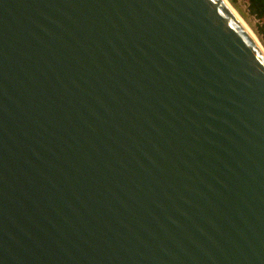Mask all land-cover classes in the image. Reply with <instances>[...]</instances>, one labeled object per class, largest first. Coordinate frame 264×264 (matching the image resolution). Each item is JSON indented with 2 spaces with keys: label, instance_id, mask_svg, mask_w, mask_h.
<instances>
[{
  "label": "water",
  "instance_id": "obj_1",
  "mask_svg": "<svg viewBox=\"0 0 264 264\" xmlns=\"http://www.w3.org/2000/svg\"><path fill=\"white\" fill-rule=\"evenodd\" d=\"M0 264H264V52L222 0H0Z\"/></svg>",
  "mask_w": 264,
  "mask_h": 264
},
{
  "label": "trees",
  "instance_id": "obj_2",
  "mask_svg": "<svg viewBox=\"0 0 264 264\" xmlns=\"http://www.w3.org/2000/svg\"><path fill=\"white\" fill-rule=\"evenodd\" d=\"M238 0H229V2L237 6ZM245 12L240 10V13L250 21V18L254 19V22H250L254 32L260 38L264 45V0H245Z\"/></svg>",
  "mask_w": 264,
  "mask_h": 264
},
{
  "label": "bare ground",
  "instance_id": "obj_3",
  "mask_svg": "<svg viewBox=\"0 0 264 264\" xmlns=\"http://www.w3.org/2000/svg\"><path fill=\"white\" fill-rule=\"evenodd\" d=\"M225 5L229 8V10L235 15V17L241 22V24L247 29V31L253 36V38L256 40L257 44L259 45L262 52H264V49L256 37V35L253 33V31L250 29L248 24L242 19V17L238 14V11L235 10V7L232 6V4L229 2V0H222Z\"/></svg>",
  "mask_w": 264,
  "mask_h": 264
},
{
  "label": "rangeland",
  "instance_id": "obj_4",
  "mask_svg": "<svg viewBox=\"0 0 264 264\" xmlns=\"http://www.w3.org/2000/svg\"><path fill=\"white\" fill-rule=\"evenodd\" d=\"M233 7H235V10L238 11V14L242 17V19L248 24V26L250 27V29L253 31V33L256 35V37L258 38V40L260 41L263 49H264V45L263 43L261 42L260 38L257 36V34L254 32L252 26H251V23L250 22H254V19L250 18V21L248 19H246L241 13L240 11L238 10V8H240V10L244 11L245 12V6H246V1L245 0H238L237 1V6H234L232 5Z\"/></svg>",
  "mask_w": 264,
  "mask_h": 264
}]
</instances>
